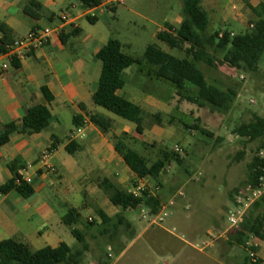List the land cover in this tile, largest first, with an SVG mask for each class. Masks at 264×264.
Instances as JSON below:
<instances>
[{
	"label": "rangeland",
	"instance_id": "374dc122",
	"mask_svg": "<svg viewBox=\"0 0 264 264\" xmlns=\"http://www.w3.org/2000/svg\"><path fill=\"white\" fill-rule=\"evenodd\" d=\"M176 2L183 9V0H127L116 12L99 14L94 30L121 41L126 45L124 52L134 58L142 59L149 46L186 58L185 52L173 50L154 37ZM81 24L85 28L92 26L86 19ZM249 25L232 27L229 31L234 33L233 37L246 32ZM217 31L214 27L210 29V32ZM215 56L216 67L198 63V68L210 84L237 94L229 109L210 104L199 106L188 100L196 94L191 86L183 90V98L174 84L156 77V81L149 80L153 71L149 66L136 74H126L127 94L136 96L140 88L144 98L150 92L161 102L155 106L143 102L144 133H135L126 138V142L150 165L162 158L164 152L174 154L183 162L178 164L172 160L166 165L161 174L162 185L146 179L149 184L161 187L159 212L152 214L145 206L125 212L119 209L126 222L117 231L105 225L99 216L103 208L115 218L111 210L116 207L105 202L106 198H99L95 203L84 197L80 205L82 222L74 226L85 235L88 244L80 264H102L109 254L111 264H245L248 260L247 251L231 245L228 240L227 214L237 191L250 186L247 184L248 167L254 157H264L260 141L249 142L234 133L256 115L264 117V54L255 72L231 66L225 61L224 52ZM156 113L162 114L161 125L155 124L153 115ZM110 137L115 139L112 134ZM115 172L121 173L122 169L117 168ZM163 211L168 216L160 220L158 216ZM58 238L73 250L81 248L71 229L65 226L55 228L52 233L39 234L33 230L27 242L34 250H40L54 246ZM124 245L128 249L123 255L118 254L117 250Z\"/></svg>",
	"mask_w": 264,
	"mask_h": 264
},
{
	"label": "crops",
	"instance_id": "0c3cea01",
	"mask_svg": "<svg viewBox=\"0 0 264 264\" xmlns=\"http://www.w3.org/2000/svg\"><path fill=\"white\" fill-rule=\"evenodd\" d=\"M33 3L40 8L37 9ZM263 3L264 0H201V6L209 16L208 34L221 30L234 35L229 29L242 28L248 23L250 29L239 34L253 31L259 20L253 9ZM118 8L105 9L98 15L114 13ZM26 9L40 18H33ZM181 12L176 2L166 13L154 37L157 38L160 31H170L171 27L178 31L183 21ZM63 15L71 19V25L67 26L71 34L65 39L54 38L44 48L29 53L24 60H11L0 52V63L8 65L0 73V131L9 123H20L32 107L46 106L52 113L51 123L43 132L32 135L15 133L9 143L0 147V187L13 178L10 165L16 162L14 166L18 174L24 171L25 175L33 178L31 186L34 189V195L29 199L23 198L16 190L0 196V241L14 238L27 242L33 230L39 234L52 233L55 228L65 226L62 219L71 208L80 211L84 197L95 203L99 198H106L105 202L112 204L103 188L105 181L129 192L140 180L116 152L114 140L110 137L111 134L115 138L123 134L135 135L136 126L112 117L93 101L102 71L97 54L111 39L94 30L98 16H87L86 8L77 0H0V47L4 38L14 42L32 30L60 25ZM90 18L96 22L92 23ZM83 19L92 25L91 28L81 24ZM152 23L156 24L155 21ZM2 27H6L7 33ZM212 27L218 31L210 32ZM123 46L125 48L126 45ZM146 67L148 65L145 64L131 67L126 74H136ZM149 80L156 81L155 76L150 75ZM127 87L128 82L120 94L142 108L143 102L154 106L161 103L154 93L149 92L144 98L140 88L136 96L129 95ZM43 89L48 90L52 101H48ZM92 115H103L112 120L113 126L108 134L91 121ZM75 117L83 126L75 124ZM79 128L83 133L77 135ZM70 146L71 154L68 152ZM46 149L53 150L49 161L51 169L39 164ZM29 165H34V169L28 168ZM117 168L122 172H115ZM100 209L112 217L110 212ZM119 209L116 207L111 212L116 216L121 213ZM61 243L65 242L58 238L52 247L56 248ZM256 244L261 264H264V239L256 238ZM245 264L249 262L246 260Z\"/></svg>",
	"mask_w": 264,
	"mask_h": 264
},
{
	"label": "trees",
	"instance_id": "16d2710c",
	"mask_svg": "<svg viewBox=\"0 0 264 264\" xmlns=\"http://www.w3.org/2000/svg\"><path fill=\"white\" fill-rule=\"evenodd\" d=\"M77 1L83 4L85 8L96 7L100 4L99 0ZM33 5L37 9L40 8L37 3H33ZM26 12L35 19L40 18L38 14L30 10L26 9ZM253 13L259 20L255 23L254 30L249 33L238 34L233 37L228 31L222 35L219 33L208 34L209 16L202 8L201 0H183V21L179 30L173 31L171 27L170 31L164 30L157 34L158 40L167 44L169 48L185 52L187 57L183 59L155 46H149L142 59L134 58L124 52L121 41L111 38L97 54V58L102 63V71L98 89L93 96L94 104L134 123L137 133L142 135L146 113L142 107L122 96L120 91L127 85L126 71L131 67H141L145 64L153 70L152 73L149 72L151 75L174 84L179 96L185 98L182 92L187 86H191L196 89V94L194 98H188V100L197 103L199 106L210 104L215 108H231L232 101L237 94L233 91L226 92L210 84L205 73L198 68V63L216 67L218 59L215 54L224 52L225 61L231 66L255 72L264 54V3L253 9ZM90 21L95 23L96 19L90 18ZM2 30L7 33L6 27H2ZM70 34L71 31L60 38L65 39ZM12 43L4 38L0 52L2 54L7 53V47ZM13 63L18 66L16 61ZM43 92L48 101H52L53 97L48 90L43 89ZM153 116L155 124L161 125L162 114L156 113ZM51 120L52 113L48 107L41 105L32 107L20 123H9L0 131V147L9 143L11 136L15 133L32 135L43 132L49 127ZM91 121L104 134H108L113 126L112 120L103 115H92ZM74 122L78 127L83 126L78 117H75ZM234 133L237 137L247 139L249 142L260 141L261 150L264 151V117L256 115L253 121L238 127ZM126 138H129L127 134L115 138L114 147L139 179L150 178L162 185L161 174L166 165L172 160L178 164L183 162L174 154L164 152L162 158L150 165L143 155L128 145ZM68 152L72 153L71 146L70 149L68 147ZM15 163L10 165L13 178L0 187V196L16 190L23 198L29 199L34 195V189L24 182L17 184L16 180L19 178V174L14 166ZM262 167H264V157L257 155L248 167V185L252 187L258 185ZM103 188L112 205L119 207L123 212L143 205L149 208L152 214H157L161 208L160 198H135L109 181L103 183ZM123 212L112 218L100 210L99 216L105 225L117 231L126 222ZM62 222L71 229L72 234L81 244L80 249L73 250L66 243H61L56 248L47 246L40 250H34L30 243L11 238L0 241V264H80L81 258L88 250V244L85 235L75 229L74 226L82 222V214L78 209L71 208L63 217ZM126 225L129 228L130 225L128 223ZM251 235L264 239V198L254 204L241 226L230 232L227 237L231 245L244 248ZM125 247V245L120 246L117 253L121 254ZM247 262L249 261L247 260ZM102 264H111L108 256Z\"/></svg>",
	"mask_w": 264,
	"mask_h": 264
},
{
	"label": "built area",
	"instance_id": "2783aa9c",
	"mask_svg": "<svg viewBox=\"0 0 264 264\" xmlns=\"http://www.w3.org/2000/svg\"><path fill=\"white\" fill-rule=\"evenodd\" d=\"M100 4L96 7L86 8V15L91 18H96L98 13L108 8H114L121 5H125L127 0H99ZM71 25V19L67 15L61 17V24L54 27H45L41 29L32 30L26 37L14 41L7 47V53L4 55L11 60H24L27 55L33 51L39 50L47 46L54 38H60L62 35H66L69 32L67 26ZM6 63H0V73L7 69ZM83 133V129L77 130V135ZM53 150L46 149L42 152L39 164L41 167L52 168L49 164L52 157ZM28 168L34 169V165H29ZM147 179V178H146ZM17 184L22 182L31 185L33 178L25 175L24 171L19 173V178L16 180ZM161 190L159 184L151 185L145 179H140L137 186L130 190L128 193L135 198H159L158 193ZM264 198V167L260 170L258 179V185L256 187H246L237 191L235 198L233 199L232 209L228 211L227 221L229 223V232L237 230L244 222L249 210L255 203L261 201ZM141 207H144L141 205ZM164 210V208H163ZM162 216V217H161ZM168 213L163 211L158 218L163 220V217H167ZM254 235H251L247 240L244 249L247 251L248 260L250 264H261L260 257L256 251L257 244ZM112 257L111 254L108 256Z\"/></svg>",
	"mask_w": 264,
	"mask_h": 264
}]
</instances>
